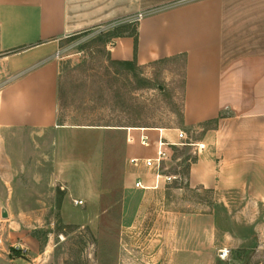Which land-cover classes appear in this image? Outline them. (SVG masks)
<instances>
[{
	"label": "crops",
	"instance_id": "1",
	"mask_svg": "<svg viewBox=\"0 0 264 264\" xmlns=\"http://www.w3.org/2000/svg\"><path fill=\"white\" fill-rule=\"evenodd\" d=\"M138 12L149 14L131 22ZM124 22L135 24L137 41L129 34L112 37L107 43L112 61L146 66L183 60L182 127L199 135L196 141L199 153L189 165L190 187L214 191L220 196L230 194L231 200H219L225 206L231 204L234 208L238 204L263 209L264 0H0V144L7 133L14 131L41 134L51 130L66 137L72 131L83 134L98 131L105 140L99 147L104 162L105 131L93 126H66L57 121L60 63L54 56L64 38ZM141 130L152 141L148 147L139 143ZM178 130V127L126 128L123 150L127 162L131 164L129 160L134 157H154L160 133L171 159L180 141ZM2 150L0 162L5 158ZM67 152L56 151L55 158L62 164L61 178L69 181L63 183L70 190L74 170L66 164ZM34 154L42 157L41 151H33ZM15 157V152L7 153L8 173L16 171ZM131 167L129 175L131 182L134 180L131 188L125 184L129 199L125 200L122 216L127 227H134L135 221L149 216L135 212L133 198L135 192L142 190L134 187L136 179L154 184L150 171L143 166L131 164ZM4 185L10 190V198L13 188L10 183H0V188ZM102 187L101 181L91 188V199L99 207L101 200L97 196ZM63 195L68 198V206L71 200L87 203L70 191ZM8 197L0 192V215L5 206L11 219ZM89 211L82 216L83 220L90 222L101 215L100 209L92 215ZM252 211L240 207L231 212V227L220 237L217 249L230 248V262L219 260L218 250L208 262L204 250L208 232L211 230L215 236L220 229L213 214L199 216L201 222L196 233L203 248L191 263L264 264L259 256L264 231L256 208L255 213ZM209 218L215 222V231L208 228ZM175 229L164 241L157 239V244L162 241L163 247L173 248L177 240ZM6 230L9 233L4 240L0 234V264H70L52 260V249H42L32 234L16 242L15 232Z\"/></svg>",
	"mask_w": 264,
	"mask_h": 264
},
{
	"label": "rangeland",
	"instance_id": "2",
	"mask_svg": "<svg viewBox=\"0 0 264 264\" xmlns=\"http://www.w3.org/2000/svg\"><path fill=\"white\" fill-rule=\"evenodd\" d=\"M126 25L129 24L117 23L100 31L64 38L54 56L60 63L58 123L93 126L105 131L107 157L103 162L99 147L105 140L98 131L89 134L72 131L67 137L51 130L41 134L7 133L0 144L5 154L4 161L0 162V183H10L13 189L10 198L6 185L0 192L8 197L12 217L3 219L0 215L1 237L4 240L8 235L6 228L15 232L16 242L32 234L42 249H52V260L70 264H192L193 256L203 248L198 243L196 230L201 220L197 218L213 214L220 231L215 236L211 230L208 232L204 250L210 262L218 250L220 237L231 227V212L246 207L247 211L254 208L255 213L256 208L264 231V208L225 206L219 200H231L230 194L220 196L214 191L190 187L189 165L198 156L199 135L182 127L183 60H165L146 66L113 62L107 43ZM130 127H178L187 133V138L180 139L176 145L171 159L164 163L167 172L179 178L158 190L135 192V212L149 216L135 221L134 227H127L122 221L123 205L129 199L125 184L130 187L134 180L131 182L129 174L133 168L123 150L126 128ZM67 150L66 164L74 170L70 190L63 183L69 181L61 178L62 164L55 158L56 151L62 154ZM33 151H41L42 157L33 156ZM8 152L16 153L14 174L7 172ZM101 181L103 187L97 196L101 200L99 207L91 199V188ZM69 191L87 203L76 205L71 200L68 206L63 192ZM99 209V218L90 222L83 220L88 210L92 215ZM143 217L146 219L142 220ZM214 223L209 218L207 225L215 231ZM174 229L175 246L163 247L162 241ZM194 238L195 243L190 242ZM259 256L264 260V243Z\"/></svg>",
	"mask_w": 264,
	"mask_h": 264
},
{
	"label": "built area",
	"instance_id": "3",
	"mask_svg": "<svg viewBox=\"0 0 264 264\" xmlns=\"http://www.w3.org/2000/svg\"><path fill=\"white\" fill-rule=\"evenodd\" d=\"M148 12H138L133 18L131 19V22H138L141 19H143ZM58 53V51L56 52ZM143 130H141V133L139 135V143L140 145L144 147L150 146L152 143L150 137L142 133ZM161 132V131H160ZM178 137L179 139H186L187 134L179 129L178 130ZM169 150L165 147V141L163 140V137L160 133V138L157 141V147H156V155L152 158H131L129 161L130 163L135 167L143 166L146 170L150 171L152 176L154 177V184L148 185L146 184L141 178L136 179L134 183V187L137 189L142 190H148L153 188H159L160 186H166L173 182H175L179 176L176 174H172L167 172V167L164 165V163L169 159ZM82 200H75V204H82ZM2 242V239H0V243ZM217 258L223 262H230L231 260V249L228 247H222L219 248L217 251Z\"/></svg>",
	"mask_w": 264,
	"mask_h": 264
},
{
	"label": "trees",
	"instance_id": "4",
	"mask_svg": "<svg viewBox=\"0 0 264 264\" xmlns=\"http://www.w3.org/2000/svg\"><path fill=\"white\" fill-rule=\"evenodd\" d=\"M125 34H129V35H133L137 41V27L136 26H132L129 24V25H126V26H123L117 34H115L114 36H123ZM113 36V37H114ZM115 63H119V64H123V65H132V63L130 62H117V61H113ZM187 159H190L189 157Z\"/></svg>",
	"mask_w": 264,
	"mask_h": 264
},
{
	"label": "water",
	"instance_id": "5",
	"mask_svg": "<svg viewBox=\"0 0 264 264\" xmlns=\"http://www.w3.org/2000/svg\"><path fill=\"white\" fill-rule=\"evenodd\" d=\"M1 216H2L3 219H7L9 217L8 211L5 208V206H2Z\"/></svg>",
	"mask_w": 264,
	"mask_h": 264
}]
</instances>
